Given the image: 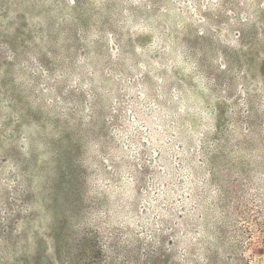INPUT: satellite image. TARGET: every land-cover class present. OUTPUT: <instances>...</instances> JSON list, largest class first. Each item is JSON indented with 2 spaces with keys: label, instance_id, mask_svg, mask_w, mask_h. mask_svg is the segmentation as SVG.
<instances>
[{
  "label": "clouds",
  "instance_id": "clouds-1",
  "mask_svg": "<svg viewBox=\"0 0 264 264\" xmlns=\"http://www.w3.org/2000/svg\"><path fill=\"white\" fill-rule=\"evenodd\" d=\"M264 0H0V264H264Z\"/></svg>",
  "mask_w": 264,
  "mask_h": 264
},
{
  "label": "rangeland",
  "instance_id": "rangeland-1",
  "mask_svg": "<svg viewBox=\"0 0 264 264\" xmlns=\"http://www.w3.org/2000/svg\"><path fill=\"white\" fill-rule=\"evenodd\" d=\"M254 256H264V247L256 249L254 252Z\"/></svg>",
  "mask_w": 264,
  "mask_h": 264
}]
</instances>
